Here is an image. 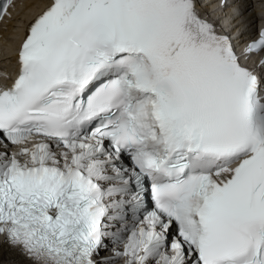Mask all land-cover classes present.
Segmentation results:
<instances>
[{
  "label": "snow or ice",
  "instance_id": "obj_1",
  "mask_svg": "<svg viewBox=\"0 0 264 264\" xmlns=\"http://www.w3.org/2000/svg\"><path fill=\"white\" fill-rule=\"evenodd\" d=\"M17 64L0 237L24 264H264V71L200 0H50Z\"/></svg>",
  "mask_w": 264,
  "mask_h": 264
},
{
  "label": "bare ground",
  "instance_id": "obj_2",
  "mask_svg": "<svg viewBox=\"0 0 264 264\" xmlns=\"http://www.w3.org/2000/svg\"><path fill=\"white\" fill-rule=\"evenodd\" d=\"M243 2H245L246 5H244ZM245 6H248L247 11L244 12L242 14V16H240V17L247 19V21L250 22V27L254 28L255 25L260 21L258 14H259V12L263 11L262 9H260V6H264V1L263 0H256V6H258L257 9H255L253 7L251 0L242 1V4L240 5V7L243 8Z\"/></svg>",
  "mask_w": 264,
  "mask_h": 264
}]
</instances>
